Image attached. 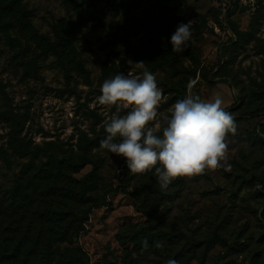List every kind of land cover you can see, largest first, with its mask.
I'll return each instance as SVG.
<instances>
[{
    "label": "rangeland",
    "instance_id": "1",
    "mask_svg": "<svg viewBox=\"0 0 264 264\" xmlns=\"http://www.w3.org/2000/svg\"><path fill=\"white\" fill-rule=\"evenodd\" d=\"M134 1L140 6L129 8ZM24 3L37 31L51 39L64 20L83 21L75 45L83 68L72 65L66 69L53 54L31 60L34 54L16 30L0 26V148L10 151L8 140L16 129L40 148L50 141L77 148L81 136L97 137L99 145L94 152L101 167L91 180L93 192L99 195L107 187L127 184L126 190L119 187L108 193L106 204L92 207L84 230L70 244L80 251L82 264H166L169 259L178 264H264V193L254 179L255 174L264 176V144L255 137L260 116L235 121L236 133L226 137L230 170H206L203 175L172 182L177 181L174 189L179 195L164 214L162 227L184 230L196 238L219 229L235 244L227 250L217 242L182 259L176 256L175 246L171 252L155 251L153 247L138 249L130 241L132 229L150 219L140 209L136 188L149 182L157 189L158 182L154 170L131 173L122 157L100 147L106 136L105 124L116 108L102 106L97 100L105 79L121 72L141 74L142 70L131 69V60L145 62L157 78L164 99L156 123L162 126L171 106L182 100L175 88L188 93L189 80L194 81L191 92L202 99H211L219 92L226 110L238 102L235 114L260 106L255 91L260 92L256 82L264 78L263 3L235 1L232 19L240 39L225 53L227 63L220 73L229 83L211 81V73L221 60V44L227 39L217 21L218 0H91L83 2L82 14L62 0ZM189 21L191 38L183 52H173L178 60L172 65L168 52V48L172 51L171 36L178 25ZM29 158L16 157L10 164L0 158V218L13 236L20 218L34 217L37 204L25 211L14 199L21 196L15 188L21 166ZM91 169L92 165H86L75 177L81 178ZM29 263L43 261L37 256Z\"/></svg>",
    "mask_w": 264,
    "mask_h": 264
},
{
    "label": "trees",
    "instance_id": "2",
    "mask_svg": "<svg viewBox=\"0 0 264 264\" xmlns=\"http://www.w3.org/2000/svg\"><path fill=\"white\" fill-rule=\"evenodd\" d=\"M62 1L74 9L77 8L82 14L83 2L91 0ZM218 1L221 6L218 9L217 21L221 29H226L227 39L221 44V60L211 73V81L229 83L228 77L220 76V73L227 63L224 55L237 46L240 31L232 19L236 9L235 1L231 3V7L225 0ZM260 3L264 6V0H260ZM139 6L140 3L134 1L128 7ZM254 19L257 20V17L255 16ZM62 23L64 25L56 27V36L51 39L40 34L32 24L24 0H0V26L2 29L12 27L16 30L20 39H24V42L29 45L30 53L34 54L31 60L53 54L66 69L72 65L83 68V63L75 49L83 21L64 20ZM228 29L231 32H228ZM33 44L35 48H31ZM168 52L171 56L169 62L175 65L178 59L169 48ZM194 74L196 75V70ZM256 83L260 87V92L255 91L261 99L260 106L235 114L239 111V106L237 107L239 103L235 102L227 111L234 116L235 121L260 116L255 137L257 141L264 144V78L260 83ZM175 89L180 99H184L187 94L186 89ZM241 99L243 101L244 97ZM16 124L20 126L21 122L17 120ZM97 139V137L84 135L79 139L77 148L66 147L54 141L47 142L45 148H40L31 140L18 134L17 129L12 132L8 140L10 151L1 147L0 158L4 163L10 164L16 157L30 156L29 160L21 166L15 188L21 196H16L14 199L19 201V207L25 211L30 205L37 204L33 210L34 217L28 218L26 215V220L20 218V225L14 228V231H17L14 236L7 233L0 218V264H30L29 262L37 256L42 259L43 264H82L84 262L80 251L74 247L71 248L70 244L84 230L92 207L106 204L108 193L117 191L119 187L126 190L125 185H127L107 187L99 195L93 192L94 186L91 180L101 167V161L94 152L95 147L99 145ZM89 164L92 165V169L88 173L81 178L75 177V174ZM125 168L129 170L126 165ZM254 179L264 193V176L255 174ZM176 183L177 181L171 183L164 191L160 189L158 183L157 189H154L149 182L136 188V194L142 203L140 209L150 219L132 229L130 241H133L138 249L153 247L155 251L171 252L172 247L175 246L178 248L176 256L182 259H186L192 251L203 247L208 249L217 242L224 245L227 250L234 249L235 244L230 243L219 229H215L208 236L196 238L184 230L175 231L161 226L164 214L171 207V201L179 195V190L174 189ZM262 215L264 219V213ZM62 244L65 246L61 247ZM192 255L193 253L189 258Z\"/></svg>",
    "mask_w": 264,
    "mask_h": 264
},
{
    "label": "clouds",
    "instance_id": "3",
    "mask_svg": "<svg viewBox=\"0 0 264 264\" xmlns=\"http://www.w3.org/2000/svg\"><path fill=\"white\" fill-rule=\"evenodd\" d=\"M191 23L178 25L172 34V52L185 50ZM128 63L131 69L142 70L141 74L121 72L105 79L100 87L98 103L116 108L105 124L106 136L100 147L122 157L131 173L154 170L162 191L180 177L191 178L219 168L230 170L226 137L236 133L237 125L223 96L217 92L211 99H202L191 92L194 81H190L189 92L171 106L162 126L156 121L164 94L156 76L143 61ZM122 110L125 114L120 115ZM166 264L178 261L169 259Z\"/></svg>",
    "mask_w": 264,
    "mask_h": 264
},
{
    "label": "built area",
    "instance_id": "4",
    "mask_svg": "<svg viewBox=\"0 0 264 264\" xmlns=\"http://www.w3.org/2000/svg\"><path fill=\"white\" fill-rule=\"evenodd\" d=\"M236 0H225V2L229 5V7L232 6V2H234ZM238 2H240L241 4H244V3H249V4H255V0H237ZM225 13V12H224ZM220 30H223V35H225L227 33L226 29H220ZM228 32H231L229 29H228ZM233 36H235L233 34Z\"/></svg>",
    "mask_w": 264,
    "mask_h": 264
}]
</instances>
